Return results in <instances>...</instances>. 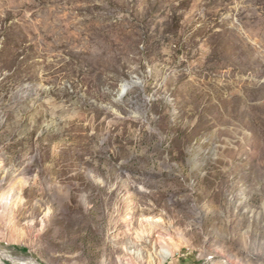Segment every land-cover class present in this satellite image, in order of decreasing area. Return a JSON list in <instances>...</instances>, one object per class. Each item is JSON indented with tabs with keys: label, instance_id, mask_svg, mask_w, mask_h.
Instances as JSON below:
<instances>
[{
	"label": "rangeland",
	"instance_id": "374dc122",
	"mask_svg": "<svg viewBox=\"0 0 264 264\" xmlns=\"http://www.w3.org/2000/svg\"><path fill=\"white\" fill-rule=\"evenodd\" d=\"M20 186L4 264H151L169 234L164 264H264V0H0Z\"/></svg>",
	"mask_w": 264,
	"mask_h": 264
},
{
	"label": "bare ground",
	"instance_id": "6f19581e",
	"mask_svg": "<svg viewBox=\"0 0 264 264\" xmlns=\"http://www.w3.org/2000/svg\"><path fill=\"white\" fill-rule=\"evenodd\" d=\"M127 89L124 88L123 92L126 91ZM23 186H20L18 188V191H15L14 194L10 195V193L7 194H1L0 195V215H6L8 214L9 207L10 205L17 203V201L21 202V191H22ZM146 220L148 221H155L153 223H150L152 227H155V229L163 230L167 234H169V229H165L166 221L163 217H160L159 220H155V217L152 216H147L145 217ZM145 233V232H144ZM146 234V233H145ZM142 236V234H141ZM169 241L165 240L163 236H159L160 239V248H157L156 251H147L150 253L149 255V262L151 264H164L166 261L173 257L176 256V253L181 249V244H178L176 240L173 239L171 234H169ZM5 256V255H4ZM14 261V260H13ZM235 264L232 259L227 260L225 259H216L210 262V264ZM244 264L243 261H237L236 264ZM0 264H4L3 259L0 257ZM119 264H134V261H129V260H119ZM247 264V263H246ZM249 264V262H248Z\"/></svg>",
	"mask_w": 264,
	"mask_h": 264
},
{
	"label": "crops",
	"instance_id": "0c3cea01",
	"mask_svg": "<svg viewBox=\"0 0 264 264\" xmlns=\"http://www.w3.org/2000/svg\"><path fill=\"white\" fill-rule=\"evenodd\" d=\"M169 264H196V263L194 262V260H186V261L176 260L175 262H170Z\"/></svg>",
	"mask_w": 264,
	"mask_h": 264
}]
</instances>
